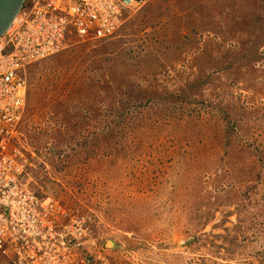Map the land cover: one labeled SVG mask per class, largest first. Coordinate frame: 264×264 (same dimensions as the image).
<instances>
[{"label": "rangeland", "instance_id": "obj_1", "mask_svg": "<svg viewBox=\"0 0 264 264\" xmlns=\"http://www.w3.org/2000/svg\"><path fill=\"white\" fill-rule=\"evenodd\" d=\"M26 77L25 181L88 234L56 262L264 264V0H151Z\"/></svg>", "mask_w": 264, "mask_h": 264}, {"label": "built area", "instance_id": "obj_2", "mask_svg": "<svg viewBox=\"0 0 264 264\" xmlns=\"http://www.w3.org/2000/svg\"><path fill=\"white\" fill-rule=\"evenodd\" d=\"M149 1L25 0L0 38V264H62L58 259L65 260V253L86 249L82 233L88 235L79 227L83 223L74 221L72 238L64 236L70 228L63 224L67 212L25 181L27 69L63 53L72 39L85 43L116 37L129 16Z\"/></svg>", "mask_w": 264, "mask_h": 264}, {"label": "water", "instance_id": "obj_3", "mask_svg": "<svg viewBox=\"0 0 264 264\" xmlns=\"http://www.w3.org/2000/svg\"><path fill=\"white\" fill-rule=\"evenodd\" d=\"M25 0H0V38L19 16Z\"/></svg>", "mask_w": 264, "mask_h": 264}, {"label": "bare ground", "instance_id": "obj_4", "mask_svg": "<svg viewBox=\"0 0 264 264\" xmlns=\"http://www.w3.org/2000/svg\"><path fill=\"white\" fill-rule=\"evenodd\" d=\"M17 19V18H16ZM129 19V18H128ZM28 94V93H27ZM27 103V101L25 102V104ZM26 107V106H25Z\"/></svg>", "mask_w": 264, "mask_h": 264}]
</instances>
